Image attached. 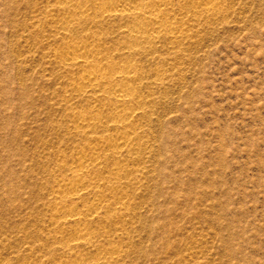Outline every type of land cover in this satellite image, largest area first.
<instances>
[{
    "label": "rangeland",
    "instance_id": "1",
    "mask_svg": "<svg viewBox=\"0 0 264 264\" xmlns=\"http://www.w3.org/2000/svg\"><path fill=\"white\" fill-rule=\"evenodd\" d=\"M108 1L0 0V264H264V0H147L174 28L155 41ZM84 44L133 66L132 102L83 91Z\"/></svg>",
    "mask_w": 264,
    "mask_h": 264
},
{
    "label": "bare ground",
    "instance_id": "2",
    "mask_svg": "<svg viewBox=\"0 0 264 264\" xmlns=\"http://www.w3.org/2000/svg\"><path fill=\"white\" fill-rule=\"evenodd\" d=\"M161 11L162 10L158 5H151L147 0H109L105 4L104 11L102 13L103 16L144 20L147 23L145 26H143V24L135 25L132 29L129 30V34L136 40L155 41L159 39L163 34L168 35L169 33H173L174 30L171 24L167 23L161 18ZM73 13L75 14V11H71L72 15ZM133 48V46H130L129 50H132ZM83 51H88V53H90V46L84 44L75 47L73 52L71 53V56L67 59L70 63L82 65L83 67L89 68V71H87L81 78L83 91L88 92L93 88L103 86L105 88L104 90H102L103 95L105 97H112L115 106H118V108L121 106H126L130 102H132L134 98V91L127 81L132 78V74H134L133 72H135L133 66L130 64H122L116 71L111 74H107L106 72L100 70L98 67L94 66V64L90 62L87 56L79 54ZM135 112L136 110L125 112L119 111L116 115V118L114 119V122L120 123V125H125L131 119ZM76 118L83 126L92 127L94 124L93 121H91L93 120V118L88 115L79 114ZM130 141V137H122L120 142L116 145L118 153H121L124 148L128 147ZM90 159L96 162L99 160V157L97 156V154H93L90 158L87 156L82 157L81 169L75 171L73 174V180L64 185L65 187L71 189V196H74V198L82 196V194H84L87 189L85 183L86 175L84 174V169L86 167L84 166V164ZM67 215H58V218L60 220V218L66 219L67 217H70L69 219H66L68 221L66 222H71V224L75 225V227L77 228L76 234L78 236L77 239H74L77 241L75 242V245L71 246L72 248H76L79 246L81 247V244L83 242H87L88 231L86 228L84 229L80 226L82 223L89 221V219H91L90 217H94V213L75 214L74 212V214L70 213V215Z\"/></svg>",
    "mask_w": 264,
    "mask_h": 264
}]
</instances>
